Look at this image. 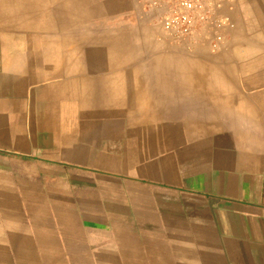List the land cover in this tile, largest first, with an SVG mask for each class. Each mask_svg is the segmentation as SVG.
<instances>
[{
    "label": "crops",
    "instance_id": "1",
    "mask_svg": "<svg viewBox=\"0 0 264 264\" xmlns=\"http://www.w3.org/2000/svg\"><path fill=\"white\" fill-rule=\"evenodd\" d=\"M232 17L215 54L0 25V264H264V0Z\"/></svg>",
    "mask_w": 264,
    "mask_h": 264
},
{
    "label": "rangeland",
    "instance_id": "2",
    "mask_svg": "<svg viewBox=\"0 0 264 264\" xmlns=\"http://www.w3.org/2000/svg\"><path fill=\"white\" fill-rule=\"evenodd\" d=\"M18 5L26 8L20 9ZM136 10L134 0H0V25H10L18 40L44 39L54 45L72 34L75 37L88 34L78 31V26L82 30L83 25L90 24H145ZM161 37L168 39L163 32Z\"/></svg>",
    "mask_w": 264,
    "mask_h": 264
},
{
    "label": "built area",
    "instance_id": "3",
    "mask_svg": "<svg viewBox=\"0 0 264 264\" xmlns=\"http://www.w3.org/2000/svg\"><path fill=\"white\" fill-rule=\"evenodd\" d=\"M137 15L162 31L175 47L204 45L220 51L236 27L232 14L238 0H134Z\"/></svg>",
    "mask_w": 264,
    "mask_h": 264
}]
</instances>
